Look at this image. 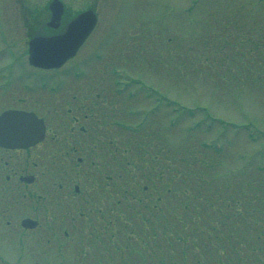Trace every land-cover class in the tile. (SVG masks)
<instances>
[{
  "label": "rangeland",
  "instance_id": "obj_1",
  "mask_svg": "<svg viewBox=\"0 0 264 264\" xmlns=\"http://www.w3.org/2000/svg\"><path fill=\"white\" fill-rule=\"evenodd\" d=\"M52 1L0 0V51L14 54L4 24L27 37ZM59 1L66 20L98 15L101 58L60 73L117 152L88 174L101 212L20 264H264V0Z\"/></svg>",
  "mask_w": 264,
  "mask_h": 264
},
{
  "label": "flooded vegetation",
  "instance_id": "obj_2",
  "mask_svg": "<svg viewBox=\"0 0 264 264\" xmlns=\"http://www.w3.org/2000/svg\"><path fill=\"white\" fill-rule=\"evenodd\" d=\"M62 20L53 26L50 17L31 19L34 26L27 37L6 24L7 44L14 54L11 57L6 49L0 51V117L8 112L34 114L44 121L45 135L36 144L27 140V146H9L16 141L14 136L0 142V264L27 262L19 251L32 260L38 250L43 252L54 243L57 234H65L67 239L63 240L67 243L72 232L85 228L86 212L89 216L101 212L96 205L101 200L95 197L101 187L88 174L95 167L97 154L117 152L111 131L102 130L100 120L94 117L92 107L100 104H86L84 91H76L85 86L56 84L57 92L49 95V90L41 87L42 80L60 79L63 69L79 68L69 66L78 58L93 56L98 48L89 47V43L96 29L75 58L61 69L42 70L29 63L30 40L64 33L73 18ZM61 165L63 181L55 177L57 181L51 183L46 177ZM105 179L112 180L113 176ZM4 248L9 254L17 251L15 255L21 261H12Z\"/></svg>",
  "mask_w": 264,
  "mask_h": 264
},
{
  "label": "water",
  "instance_id": "obj_3",
  "mask_svg": "<svg viewBox=\"0 0 264 264\" xmlns=\"http://www.w3.org/2000/svg\"><path fill=\"white\" fill-rule=\"evenodd\" d=\"M50 9L53 11V22H55L56 20H58L61 17V5L58 1H54L51 6ZM92 12H86L84 14H82L80 17L77 18L78 22L77 24L82 23L83 20L87 19V18H91L92 17ZM81 20V21H80ZM75 22V23H76ZM69 36H61L56 37L59 38L57 40H55L54 42H50L51 43V52H50V56H35L36 59H38V65L42 66V65H46L47 67H51V66H59L60 62L62 59H64V57L69 54V52H73L74 48L72 47L69 48V46L67 45V38ZM53 38V39H56ZM59 50V52L62 54V56H55L54 51ZM36 54V53H35ZM66 54V55H65ZM15 115H11V116H5L1 121H0V130H7V126L8 124L11 123L10 120H22L20 122H25L27 123V121H25V117L23 119L21 115L16 114ZM31 123V122H30Z\"/></svg>",
  "mask_w": 264,
  "mask_h": 264
}]
</instances>
